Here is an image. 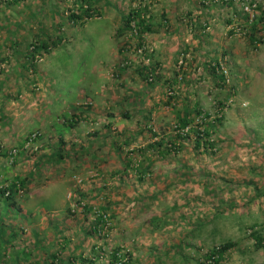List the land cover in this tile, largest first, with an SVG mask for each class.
Masks as SVG:
<instances>
[{"label":"rangeland","instance_id":"obj_1","mask_svg":"<svg viewBox=\"0 0 264 264\" xmlns=\"http://www.w3.org/2000/svg\"><path fill=\"white\" fill-rule=\"evenodd\" d=\"M1 1L0 133L12 140L60 110L35 142L7 143L20 148L14 163L0 157V264H49L53 253L75 264H120L115 253L128 264H199L226 241L236 245L221 264H264V45L236 32L255 20L264 35V0L222 2L234 8L224 19L235 35L225 79L176 55L181 44L152 70L157 41H142L136 25L119 35L141 0ZM87 6L101 15L70 19ZM174 23L184 42L186 22ZM59 37L31 59L35 45ZM60 137L78 156L65 167L50 161L60 172L47 183L45 159L33 165Z\"/></svg>","mask_w":264,"mask_h":264},{"label":"crops","instance_id":"obj_2","mask_svg":"<svg viewBox=\"0 0 264 264\" xmlns=\"http://www.w3.org/2000/svg\"><path fill=\"white\" fill-rule=\"evenodd\" d=\"M156 2H158L159 5L154 3V16H147L148 18H152L150 21L153 23L152 32L146 33V38H149L152 44L153 39L154 41H157V49L154 48V54L156 58L152 64L155 69H160L161 66L163 68V65L165 67L167 64L165 61H169L170 56L175 54L176 50H179L177 47L178 44H181V46L180 51H177L178 53L176 55H186L185 61L187 63L199 62L202 67H208L211 65L215 66V64H218L219 66L221 64H226L227 55L229 52H232L233 49V45L230 46V39L235 35L232 29L231 31L228 30L230 23H225L224 19L226 10L227 12H230L229 10H233L234 8L230 7L223 11V9L226 7L222 3L224 2L223 0H156ZM194 12H196L195 15ZM154 18H156L157 21ZM174 21H179L180 24L186 22V37L184 38V42L180 40L181 28L179 27L177 30L178 23H174ZM153 35H155V38L151 37ZM160 35L162 37H160ZM175 61H177L176 58H174V62ZM193 65L194 64L191 66ZM58 110H60V108H57L53 105L47 113V120H40L38 125L39 127L35 129L43 127L44 131L46 130L49 132L51 126L48 125L53 124L54 119L59 116ZM34 116L39 117L38 114ZM42 118L43 116H41L40 119ZM32 131H29L25 134L19 131L17 132L18 135L16 134L13 136L12 140H7L6 137H10L9 134H6L5 136L4 132L0 133V144H2L5 149L7 148L6 146H8V142H11V145L19 144L22 146L25 138ZM0 132H2V130ZM17 138L20 140V143L15 142ZM61 138L62 137H60L59 143L58 140L55 141V139L52 138V143H46L43 147V151L39 152V154L42 155H38L35 163L33 161V166H36L37 168L39 167L40 169L43 167L40 166V161L42 159H45L46 163H48L49 171H46V176H44L46 179H43L47 183L50 182L49 178L52 176V174L56 175L58 172H60V165L51 166L53 162L58 163L60 161L62 167H65L67 164L66 158L68 156H71L75 159L78 156V153H75L74 155L67 153L68 151L64 147H67L68 144H64V139ZM50 147L52 149H49ZM5 149L3 152H0V157L3 159L6 156L4 154V152L6 153ZM38 179L39 177L36 176L33 180L29 178V181L31 183L35 182L36 184ZM41 179L42 177L40 180ZM35 186L38 187L37 184Z\"/></svg>","mask_w":264,"mask_h":264},{"label":"trees","instance_id":"obj_3","mask_svg":"<svg viewBox=\"0 0 264 264\" xmlns=\"http://www.w3.org/2000/svg\"><path fill=\"white\" fill-rule=\"evenodd\" d=\"M226 1H232V0H226ZM4 3L1 1L0 5H2ZM149 9H150L149 6H139L138 8L132 9L129 12V14L124 17V27H121L119 29V35H123L127 28L132 30V25L134 24V25H136V31H137L136 34L139 35L140 36L139 38H141V40L143 41V37L141 35L152 32V27H153V23L150 22L151 17H149L148 19L146 17L147 14L150 13ZM100 15H101V12L99 10H96V12L94 13V12H92L91 7L87 6V8H85V9H83V7H81L80 15L72 13L70 15V19H72L73 21H77L78 19L81 20L84 16H86L87 18H92V17L100 16ZM82 24H83V22H82ZM238 28H240L242 30L241 34L248 35L249 41L254 48H258L259 45H264V35L257 33L258 28H257V23L255 20L251 22V31H249V33H248L246 28L244 29L243 26H238L236 28V32H237ZM263 28H264V26H263ZM62 40H63L62 37H59V39H57V41L56 40L50 41V42L46 41V42H43L41 44L35 45L33 52H30L32 54V56L30 54V57H32L31 59H33L36 56L35 53H38L41 55L45 52L46 53L51 52L52 49H54L55 47H57L58 45L61 44ZM139 46H142L141 42L139 43ZM153 69H155L154 66H153L152 70ZM211 71L213 73H218V75H220L221 79H225V75L222 72V69L218 64H215V66L212 65ZM190 122H191V119H189L187 117V115H186V117L181 119L182 126L186 127L187 125H189ZM198 134H201V133H198ZM205 136L209 137L210 134L208 132L204 133L202 138ZM199 137L200 136L198 135V138ZM200 139L201 138H199L198 140H200ZM197 143L199 144V142H197ZM206 143L209 144V141H206ZM158 144H160V143H158ZM8 190L10 191V195L5 196L6 191H2V195L5 198H7L8 200H12L13 195H15V193L17 192L18 189H16V185L13 184L12 187H10ZM101 221H102V219L100 217L97 219L96 224L101 225V223H100ZM11 232L13 233L11 238H15L17 233L14 230H12ZM261 234L262 233H260L259 230L253 231L251 233V235L254 238L256 245L258 247L262 246V244H261V242H262L261 236L262 235ZM9 241H11V239ZM235 245H236V243L234 241H226L223 244H221L220 246H218V247L216 246L215 248H213L210 251V253L205 255L204 259L207 260V259L213 258L212 264H221L222 261H224V257L226 256L228 251L231 250ZM51 255H52V260L50 261L49 264H75V259H76L75 257L74 258L68 257V258L61 259V258H58L55 253H53ZM51 255H49V256H51ZM59 256H60V254H59ZM112 257H113L114 262L120 261L119 262L120 264H128V262H123L121 260V255H119L118 253H115Z\"/></svg>","mask_w":264,"mask_h":264},{"label":"built area","instance_id":"obj_4","mask_svg":"<svg viewBox=\"0 0 264 264\" xmlns=\"http://www.w3.org/2000/svg\"><path fill=\"white\" fill-rule=\"evenodd\" d=\"M153 2H154V0H141V3L143 4L142 6H149V8H151V6L154 4ZM251 3H252V1H249L248 4L243 3V5L245 6V11L246 12L251 11V13H249V14H250L251 18H254L253 14H252V10L256 7V4L253 3L251 5ZM133 26H134V24H133ZM134 31L136 32V28H134ZM241 31L242 30L240 28L237 29V33L241 34ZM144 49H145V45L143 47H140V49L138 50V53L142 54ZM182 63L183 62L180 61V64H182ZM220 67H221V69L224 70L225 66L223 64H221ZM148 78H149V81H152V80H154V75L149 73ZM37 136H38V134H33L32 139L30 141L32 142L33 140H35L37 138ZM18 152H19V150L17 148H13L9 152V158L8 159H10V163L15 162V157L18 155ZM7 194H9V193H7ZM212 263H213V258H210V259H207L204 261L202 260L199 264H212Z\"/></svg>","mask_w":264,"mask_h":264},{"label":"clouds","instance_id":"obj_5","mask_svg":"<svg viewBox=\"0 0 264 264\" xmlns=\"http://www.w3.org/2000/svg\"><path fill=\"white\" fill-rule=\"evenodd\" d=\"M225 65V64H224ZM33 134H38V136H37V138L39 137V132L37 131V130H33L31 133H29L28 134V136L25 138V140H24V142H25V144L27 143V144H31V143H33V142H35L36 140H37V138L35 139V140H33L32 142L30 141L31 139H32V135ZM23 142V143H24ZM25 144H24V148H25ZM13 148H17V149H20L19 147H12L11 149H9V150H5L6 151V153L4 152V154L6 155V157H8L9 156V152L13 149ZM35 150H38V147H36L35 148ZM4 151V147L2 146V145H0V152H3ZM18 189V188H17ZM7 193H9V194H7ZM6 193V195L8 196V195H10V192L8 191ZM204 261V260H203Z\"/></svg>","mask_w":264,"mask_h":264}]
</instances>
